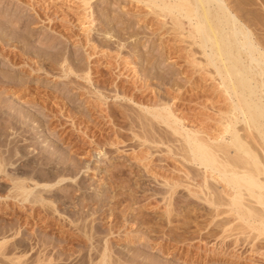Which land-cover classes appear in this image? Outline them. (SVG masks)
I'll use <instances>...</instances> for the list:
<instances>
[{
  "label": "bare ground",
  "instance_id": "obj_1",
  "mask_svg": "<svg viewBox=\"0 0 264 264\" xmlns=\"http://www.w3.org/2000/svg\"><path fill=\"white\" fill-rule=\"evenodd\" d=\"M52 1L55 0H24V4L28 6L27 8L31 9V14H29H34L32 17L26 15L27 17L24 18V15H15L7 10L0 13V208H3L1 221L3 222L4 220L5 222L0 227V235L3 236V238L1 236L0 240V264H55L59 257L68 256L65 250L60 251V253L56 251L59 253L58 255L53 254L54 251L52 249H54L55 245H59L62 242L69 243L73 240L82 244L84 240L79 235L81 232L84 235L88 234L86 239L90 243L91 251L89 249L88 253L84 252L83 254V251H80L79 259L81 261L79 264H127L121 263L119 260L124 259V261L128 262L127 258L131 256H129L127 251L120 250L115 254V250H113L112 253L116 255V258L111 255L112 245L109 240L110 238L115 239L122 230L115 232L116 230H112L111 227L103 236L98 238L94 236V227L85 224L83 222L84 216H79L78 213V217L76 215L73 219L80 220V226L74 225L75 223L70 225L66 233L64 232V237L57 238V240H52L49 236L47 239L38 238L35 240L31 233L26 236L28 238H24L23 232L20 231L19 233L17 231L20 221H24L20 223L21 225L24 223L23 225L30 226V224L34 225L39 219L43 220L41 226L45 230L48 228V231H54V226L56 227L57 225L54 224L53 226L52 222L57 215H60V210H62H59L58 205L67 203L72 198H70L71 192L65 191V193L62 192L63 194H60L58 192L60 188H63L62 186L64 185L69 186L72 184H77L76 186L78 187L76 189L83 188V185L81 186L82 182L79 186L75 178L80 171L81 163L71 159L72 155L66 156L67 150L64 153L62 144L66 143V147H74L81 144L90 145L92 148L89 153H92L93 156L95 155L94 157L96 158L103 151V146L108 147V149L114 148L117 151L120 145L125 143L123 140L125 136H121L122 132L120 129L122 127H119L121 124L118 125L121 120L129 123L126 126H130V128H126V130L129 131L133 127L138 129V133L133 134V137L137 139L140 146L145 144L165 146L166 153L174 156L175 162L181 165L179 166L180 168L176 167L173 170L174 172L183 173V177L185 176L186 178L188 172L185 170V164L187 167L190 165L194 170H201L202 184L197 186L201 196L197 192H193V190L190 191L186 184L189 195L195 196L198 200L213 207L218 205L226 206L231 212L236 213L238 219L250 231L255 232L250 239L251 242L257 239H264V0H135L146 4L147 8L153 13L157 12L156 17L157 14L162 20L168 17L169 21H171V27H174L173 29L186 32L185 36L182 33L180 34V32L178 34L191 40L188 45L197 47L198 51L196 54L198 53L202 60L197 58L196 60L193 57L191 60L194 63L191 62L198 66V69L199 67L206 69L205 73L209 76V79L216 82V88L222 92L228 102L227 108L217 113L218 118L216 121L219 129H215L214 135H209L200 128H193L185 124V119L176 114L173 103L164 101L163 98H160V94L158 95L155 90L153 91L151 87L152 78L157 79V82L163 83L162 80H165L163 75L158 76L155 74L156 76H152V73H145V71L141 78L136 79L129 86L134 91L133 93H130V90L126 88L127 86L118 85L114 78L112 80L114 81L113 83L108 82L110 87L112 86L111 90H114L113 95L111 94L113 91L110 95L108 94L109 87L105 79V81L97 79L93 83L91 68L89 66L85 68L86 66L84 67L81 65L82 63L80 64L82 52L80 51L81 53H79L78 50L70 52L67 45V42H69L78 44L82 48L89 47L90 52H86V60L90 61L89 63L91 64H95L96 68L104 63H99L100 58H106V55H110L109 50L107 54L100 49L102 43L105 45L111 43L104 40L107 36H104L102 41L101 38H98L100 36L99 32L96 35L91 34L94 30L92 25L95 21L91 10V1L93 0H74L76 1L75 7L67 6L66 12L57 8L55 2L53 3ZM59 12H63L64 15L60 16L61 13ZM98 15L99 11H97ZM77 22L82 28V35L73 34L72 28L76 26ZM39 24L45 25L47 28L50 26L49 29L59 26L71 28L69 32H66L67 30L57 32L62 39L64 38L63 41L65 40L66 42L58 41L53 45L51 44L53 37V39L51 38L52 41L46 36L42 37L43 39L40 36V38L37 37L33 31L34 28L32 29L31 26ZM106 34H109V32ZM112 36L110 35L109 38H113ZM116 54L114 56L116 66L112 68H117L121 63H124L123 66L128 63L130 65L131 62H128L127 58L122 57V61L118 62L121 57H117ZM145 58L142 57V60L140 59L141 64H144L146 60L148 61ZM148 62L146 63L148 64ZM131 68L134 70L133 66ZM144 68H146V64ZM146 70L148 69L146 68ZM21 73L26 75L20 77ZM40 76L43 77L40 78ZM47 76L59 78L62 81L63 79L70 80L69 82L74 84L73 87L75 89L86 90L85 94L87 96H84L85 98L83 99L87 106L86 110L88 109L86 120L83 118L84 111L82 114L80 113L81 109L79 114H75V117L78 115L76 118L78 120L77 123L73 119L75 117L67 116V114L63 115L61 111L62 109L67 110V107L65 108L66 103L59 104L58 102L57 104L51 102V95L42 96V98L32 95L34 97L25 98L23 101H20L18 97H13V94L19 90L22 91L21 93H26L27 86L33 82L35 84L37 82L35 80L40 79L42 86ZM75 78H79L81 81L76 79V82ZM14 82L17 86L13 84ZM70 83L67 82V84ZM34 86L37 88V85ZM91 86L94 88L92 87L93 89H91ZM145 91H153L152 96L154 98L152 100L147 99L145 104H143V101H141L143 103H140V100L134 101L135 93L142 94L141 92ZM108 98H113L115 100L114 103L120 105L121 109L113 107L112 104L109 105L106 101ZM121 100L134 104L136 108L133 107V110L130 111V108L119 103ZM128 103L126 105L129 106ZM67 123L76 130V134L74 133L75 135H73L75 138L72 136L73 139L70 138L71 134L69 132H65ZM51 124H54L51 127H53L55 133L50 135V138L47 137L49 139L45 137V139H42L40 134L47 130ZM81 125L83 127H80ZM104 126L110 130V133L102 135L101 140L95 141L90 131L94 129L93 132L99 133ZM133 133H136V131ZM83 145L81 147H84ZM108 153V151H104L101 156L106 157ZM146 158L144 160L145 164L142 165L144 166V172L148 173L153 168L151 165L147 166L151 158L149 160V157ZM100 159L95 161L92 169L100 168V171L105 173L108 171L107 168L110 162L114 164V159L109 157V155L106 159ZM126 160L125 162L127 163ZM138 161L142 162L143 160ZM168 161L171 162V160ZM132 162L133 159L128 160L126 166H132ZM141 162L137 163L141 164ZM123 164H125L124 161ZM155 177L153 179L157 178ZM139 179H142V181L139 183V180L138 183H135L138 186L136 188H139L137 191L139 194L138 198L134 197L136 199L135 202L138 203L137 205L151 202L152 195H159L161 197L160 201L165 202L164 213L165 217H168L172 212L171 208H175L174 206L181 201L178 198H174L173 194L176 188L184 186L183 183L179 181L170 182L166 178L162 179L161 183H155V187L158 188L150 195L154 190L151 187L152 191L150 192L151 181L148 182L146 178L143 181V177ZM210 182L217 186L221 185L220 191L216 187L218 190L216 193L214 191L216 189L210 187ZM158 184L160 185L158 186ZM109 186L114 189L116 184L114 185V182H112ZM219 193L221 194L220 196ZM217 194L220 198L221 196H226L225 201H220V198L216 196ZM216 197L217 200L219 198L220 203L216 201ZM23 215H26L24 219L22 218ZM74 220L71 219L68 224H72ZM125 224L127 227L130 225L135 228L133 231L130 230L128 233H124V238L129 241L135 238L140 241L139 238L148 233V231L147 233L143 232V227H141L142 232L141 229L139 230L140 227H138L139 222L137 220L125 217L122 225ZM36 225H40V223ZM50 226H53V229ZM55 229H58V227ZM18 234L19 237H17ZM120 235L119 237H121ZM247 235L249 233L246 234V237ZM144 240H148V238ZM34 248L35 250L32 251ZM39 249L40 251H38ZM71 253L69 257L72 256ZM143 254L137 253L129 261L133 262L141 257L143 259V257L145 258ZM231 257L246 264H255L254 259L241 257L239 254L231 253L228 258ZM75 262L73 261V263Z\"/></svg>",
  "mask_w": 264,
  "mask_h": 264
},
{
  "label": "rangeland",
  "instance_id": "obj_2",
  "mask_svg": "<svg viewBox=\"0 0 264 264\" xmlns=\"http://www.w3.org/2000/svg\"><path fill=\"white\" fill-rule=\"evenodd\" d=\"M52 2L53 3L55 2V6L57 8L63 9V12H66L67 6L75 7L76 5V1L74 0H55ZM91 4L93 7V8L91 7V10L93 11L92 17L95 20L92 25V28L94 30L91 34L96 35V33L99 32L100 36L98 38H101L103 41V37L107 36L108 39L105 38L104 40H107L108 43L111 42L108 45H105L103 43L101 44V46L99 45L101 47L100 49H102L103 52L105 51L107 54L108 52L110 53V55H106V58L104 57H102L103 59L100 58L99 63L104 62L105 65L103 63L102 66L96 68L95 64H91L89 63L90 61L86 60L85 55H86V52H90L88 49L89 47L82 48V46H79L78 44H75V43L71 44L69 42H67V45L69 47L70 52H73L74 50L75 51L78 50L79 53L82 52L80 56V58L81 57L82 58L81 59L79 58L80 64L82 63L81 64L82 66L84 67L86 66L85 68H87L88 66L91 68L92 82L98 79L102 81L106 80V83L108 82L113 83L114 81L112 80L114 78V80L117 82L118 85L127 86L126 88L130 90V93L131 92L133 93L134 91L129 86H131V83L136 81V79L141 78L142 77L141 75L145 71H146L145 73H149V72H150L149 74L152 73L151 74L152 76L155 74H157L158 76L163 75V77L165 78V80L164 79L162 80L163 83L157 82V79L155 80L152 78L151 87L153 88V91L155 90L158 95L160 94L159 95L161 96L160 98H163L164 101L169 102L171 104L173 103V108L176 109V114L185 119V122H186L185 124H187L190 127L192 126L193 128H198V129L200 128L201 130L206 131L209 135L210 134L214 135L216 130L219 129L217 125V121H216L218 118L217 113L218 111H221V110L223 111V109H226L228 102L227 100H225V97L222 94V92L216 88V85H215L216 82H213L211 79H209V76L205 73L206 69L204 67H199L198 69V66L193 64L194 62L191 60L193 59V57L195 59L197 58L198 60H202L201 59L202 57L199 56L198 53L196 54V52L198 51L196 46L188 45V43H190L191 40L184 37L186 35V32L185 31L180 32L179 30L173 29L174 27L173 26L171 27V23H170L171 21H169L170 19L168 17H165L163 21L162 18L158 16V14L156 17L157 12L153 13L151 10L147 8L146 4L137 2L135 0H105V1L104 0H93L91 1ZM27 7L28 6L24 4V0H0V13L7 10L9 12L14 13L15 15L17 14L19 16L24 15L25 16L24 18H26L27 17L26 15L29 16L31 14V11H30L31 9ZM97 11H99V15H98L99 17L97 16ZM63 12L62 13L59 12L61 13L60 16L64 15ZM33 15L34 14L32 13V15H30L29 17H32ZM31 27L32 29L34 28L33 31L35 32V35L37 37L40 36L41 38L42 37L44 38L46 36L49 40L53 37L54 38V39L52 38L53 41L51 39L52 41L51 44L53 45L56 44V42L58 41L60 42L62 41V43L66 42L65 40L63 41L64 38L62 39V37H60L59 34H57V32L66 31V30H67L66 32H69V30L71 29V28L68 29V27H65L66 28L65 29V28H62L61 26L57 28L49 29L50 26H48L47 28V26L45 25L42 26L40 24L37 26L36 25L31 26ZM81 30L82 28L79 26L78 22L76 26L72 28L73 34L82 35L83 31ZM107 32H109V34H106ZM179 32L180 34L181 33L184 34V36L183 37L182 35L180 36L178 34ZM110 35L111 36L113 35L112 36L113 38H109ZM109 46L112 48H110ZM117 50L119 53L117 52ZM193 53H195L196 55ZM115 54L117 55V57H121L118 60V62L122 61L121 59L123 57V58H127L128 62H131L130 65H128L129 64L128 63L123 66L124 63L123 64L121 63L120 65L117 66V68H112L116 66L115 65L116 59L114 60ZM139 56L141 57L139 58ZM142 57L143 58L146 57L145 59H148L149 62L146 60L148 64L145 61H144V64L142 63L143 65L141 64ZM145 64L148 70L144 68ZM132 66L134 67L135 71L131 68ZM22 74L23 73L20 74V77L21 76L24 77L26 75V74H23V75ZM42 77L43 76H40V78ZM76 79L78 80L79 78H75V80ZM35 81L37 82L35 84L33 82L32 84L37 85V88L34 85L30 84L31 86L30 85L27 86L26 93H21L22 91L19 90L13 94V97L14 96L18 97L20 101H23L25 98H30L32 95H34L37 98L38 97L42 98V96L45 97V96L51 95L50 96L51 102L57 103V104L58 102L59 104L66 103L65 108L67 107V110L62 109L61 111L63 115L67 114V116L75 117V114H79L80 111H81L80 113L82 114V112L84 111L83 118L85 120L87 119L86 115H87L88 109L86 110L87 106L83 100L85 98L84 96H87L85 94L86 90L75 89L73 87L74 84H71L72 82L71 83L69 82L70 80L67 81L66 79H63L62 81V79L59 80V78L57 79V78L50 77V76H47V78L45 79L46 84L44 82H43L44 84H42V86L45 88L41 86L40 79L35 80ZM79 81L81 80L79 79ZM67 82L70 84H67ZM109 83H108V87H109L108 94L110 95V93L113 91L111 93L113 95L114 90L113 89L111 90L112 86L110 87ZM13 84L17 86L15 82ZM92 87L93 86H91V89L94 88ZM152 92L145 91V92H141L142 94L135 93L136 95L134 97V101L140 100V103L144 102L143 104H145L147 99L152 100L154 98L152 96L153 94ZM106 101L109 105L112 104L113 107H117L118 109H121L120 105H118L117 103L116 104L114 103L115 100H113V98L111 99L108 98ZM119 103H122L126 107L130 108L129 109L130 111L133 110L132 109L133 107L136 108L134 104L130 102L128 103L127 101L124 102L121 100L119 101ZM127 103L129 104V106L126 105ZM77 116L78 115H76V117L73 118L75 120V123H77L78 121L76 120ZM120 122L118 123V125L121 124L119 127L120 128L122 127L120 129L122 132L121 136L122 135L125 136L124 137L125 139L123 138V140L125 141L124 145L121 144L120 147L117 149V151L114 148L108 149V147L106 148V146H103L102 147L103 151H101V153L99 154L100 155L99 157L101 159L99 157L96 158L94 157L95 155L93 156L92 153H89V151L92 148L90 147V145L85 146L81 144L84 147H81V145H77L74 147H66L67 146L66 143H64L65 145L62 144V146H64V148L62 147L64 149V153H65V150H67L66 151L67 153L65 155L66 156L72 155L71 159H74L81 163L80 171L77 173L75 178L78 181L79 186L81 182L84 183L85 185L81 183V186L83 185V188H77V189H76V187H78L76 186L77 184L76 185L72 184L69 186L64 185L62 186L63 188H60V190L58 191L60 194L62 192L65 193V191L69 193L71 192L72 195L70 196V198L72 197L71 198L72 200L70 199L69 201H67V203L61 202L62 204L58 205L59 210L62 209L60 210V212L63 213V214L61 213L59 214L63 216L61 217L60 215L59 216L57 215L55 220L52 222L53 226L55 224L57 225L56 227H58V229H55L56 227L54 226V229H53V226L52 227L50 226L51 229L54 230V231L51 230L52 232L48 231L49 230L48 228H47L48 230L46 229L47 230L46 232V230L41 226V224L43 223L42 219H39V221H37L34 225L30 224V226L29 225L25 226L23 225L24 224L23 223L22 224L23 226H22L20 224L24 222L22 218L24 219V216H26V215H23L21 218L22 221H20L17 231H19V233L20 231H22L24 238H28L26 236H29L30 233L35 238V240H37L38 238L47 239L48 236L49 238L51 237L52 240H57V238H63L64 237L63 235L69 229L70 225H73L75 223L74 225L80 226L79 225L81 223L80 220L78 221V219L77 220L73 219L74 217H76V215L78 217V214H79V216H84L83 222L85 224H87L88 226L91 225L94 227L93 229L95 233L93 232V229H92V232L95 234L94 236L98 238L103 236L104 233L107 232L109 228L111 227H112V230L114 231L116 230L115 232H117L118 230L120 231V229L122 230L120 233L121 235L119 234L121 237H119L118 235L115 239L110 238L109 240L112 245L111 253L113 250H115L114 251L115 254L116 252L118 253L120 250L127 251V253H129V256L131 257L135 256L137 253H142V254L144 253L143 256H145L146 258L145 259L143 257L144 259L143 260L141 257V258L136 259L133 262L129 261L131 257L127 258L128 262L124 261V259H119L121 263L124 262V263L129 264L130 262V264H141V263L142 264H157V263L160 264L161 262V264H183V263L184 264H210V263L212 264H235L236 262V264H246L245 262L243 263V261L241 260L240 261L238 260L239 261L238 262L236 259H232V257L228 258L229 254L232 253L236 255L239 254V256L241 257L251 258L252 260L254 259L253 261L255 262V264H264V253H263L264 252V239L263 238L257 239L251 242L250 239L255 232L253 233V231H250L249 228H247L240 221V219H238V216H236L235 212H231L224 205H218L214 207L210 206L206 204L205 202L198 200L197 198H195V196L193 197L192 195H189L188 193L189 191L187 190L188 188L190 191L193 190V192L195 191L198 193L199 196H201L200 191L197 187L198 185L202 184V180L200 177L201 176L200 169L194 170L192 167H190V165H188L187 167L185 164V170L188 172V176L186 178L185 176L183 177L184 175L183 173L182 175L180 172H174L173 170L176 167H179L181 165L175 162L174 156H172L169 153H166L165 146L155 145V144H152L153 146L151 144H145V145L140 146L137 139L133 137V134L138 133L137 131L138 129L133 127L134 128L133 130V128L131 127L132 129H130L129 130L130 132H129L128 130H126V128H130V126L128 127L126 126V125H129V123L126 121L123 122L122 120ZM51 126H54V124L49 125L47 130H45L43 133L40 134V136L42 135L41 137L42 139L44 137L50 138V135H53L55 133V131L53 130V127ZM80 127H83V125H81ZM65 130H66L65 132H69L71 134L70 138H72V136L76 134L75 128L72 127L69 123L65 125ZM93 131L94 129L90 131V134L91 136H93V139L95 138L94 139L95 141H98L100 138H102L101 137L102 135H106V134L108 135L110 133V130L106 129L105 126L103 127V130L100 131L99 133L93 132ZM134 131H136V133H133ZM60 137H59V140H60ZM41 138L40 140H42ZM73 138H75V136H73ZM104 151L109 152L107 156L109 155V157H112L114 159L113 161L114 164L110 162L111 165L110 164L108 165V168H107L108 171L105 173L104 172L102 173L100 171V168L92 169L93 168L92 166L95 165L94 164L95 161H98L99 159L102 160V159L107 158V156L106 157L101 156ZM146 157H149L148 160L151 158L149 160V163L147 164V166L151 165L153 168L152 170L149 169L150 173L144 172L143 170L144 169L143 165L145 164L144 160L147 159ZM132 159H133V162L131 163L132 166L127 167L126 165L128 164V160H132ZM125 160L127 161V163L125 162ZM138 160H143V161L141 162ZM168 160H171V162ZM123 161L125 164H123ZM137 162H141V164ZM160 167L164 169L162 168L160 169ZM87 168H90V169H87ZM159 176L162 178L159 179L160 178ZM198 176L200 177V179ZM141 177H143V181L145 180V178L148 179V182L151 181L150 192L152 191V188L154 190L151 193L149 192L150 195H152L155 189L158 188V187H155L156 186L155 183L157 182L161 183L163 181L162 179L166 178L170 182L179 181L183 183L184 186H179L178 188H176L175 193L173 194L174 198H178V200L179 201L181 200V201L178 202L176 206H174L175 208L173 207L171 208L172 212L170 213L168 217H165V213H164L165 212V208H164L165 202L160 201L161 197L159 195H152L151 197L152 200L150 199L151 202L149 201V202H146L145 204L142 203V205L139 203V205H137L138 203L135 202L136 199H134V197L138 198L139 194L137 193V191L139 190V188H136L138 186L135 183H138L139 180H140L139 181L140 183L142 179H139V178ZM153 177H155L156 179H153ZM112 182H114V185L116 184V187L114 189H112L109 186L111 185ZM186 184L188 188L186 187ZM159 185L160 184H158V186ZM210 185H211L210 187H212L213 189L214 188L216 189L217 187V189L220 191L221 185L217 186L216 184L214 185L212 182H210ZM67 189L68 190L70 189V190L68 191ZM217 189L214 190L216 191V193L218 192ZM223 190H226V189H223ZM220 195L221 194L219 193V196ZM216 196H218V194ZM219 198L217 200V197H216V201H218L219 203L220 201L224 202L225 201L224 199H226V196H221L220 201H219ZM84 204H87V205H84ZM1 211H3V208H0V227L1 225L5 223L4 220L3 222L1 221V217H2ZM130 215L132 216V218ZM7 217H11V216H7ZM125 217L131 220H137L139 222L138 227H140L139 230L141 229V232H142L141 227H143V232L147 233L148 231V233L145 235L146 237L142 236L141 238H139V240L142 241L143 243L138 241V238H135L136 240L130 239V241L124 238L125 236L124 233H128L130 230L133 231L135 229L134 227H131L130 225L128 227L126 224L122 225ZM71 219L74 220L73 223L68 224V222H70ZM39 223L40 225H36ZM122 232H123V235H122ZM248 233L249 235H247L246 237V234ZM82 234H83L82 232L81 234H79L81 235L82 240H84L82 244L81 242L78 243L77 241L73 240L69 243L62 242L61 243L62 245L61 244L55 245L54 249H52L54 251V252L52 251L53 254L58 255L60 251H64V250L66 251V254H68V256L66 255L67 257L65 255L59 257L60 259L58 258V260L55 261L56 262L55 264H72L73 261L74 262L77 261L79 264L81 261L79 259L80 258L79 253L81 254L82 251H83L82 254L84 252L88 253L89 249H90L89 251H91L90 243L86 239L88 234H85V235L84 234L82 235ZM1 236L2 235H0V240H1ZM17 237H19V234ZM147 238L148 240H144ZM34 250L35 248L32 251ZM38 251H40V249ZM56 251H58L59 253ZM70 253L72 254L71 257H69ZM114 253H112L111 255L115 256L116 258V255H114ZM224 254L227 256H225ZM15 256H17V254H15ZM77 262L73 264H77Z\"/></svg>",
  "mask_w": 264,
  "mask_h": 264
}]
</instances>
